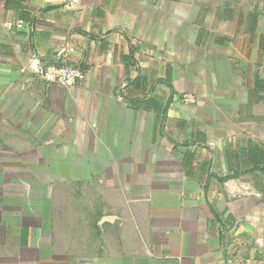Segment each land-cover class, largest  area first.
I'll return each mask as SVG.
<instances>
[{"label": "crops", "instance_id": "0c3cea01", "mask_svg": "<svg viewBox=\"0 0 264 264\" xmlns=\"http://www.w3.org/2000/svg\"><path fill=\"white\" fill-rule=\"evenodd\" d=\"M0 264H264V0H0Z\"/></svg>", "mask_w": 264, "mask_h": 264}, {"label": "built area", "instance_id": "2783aa9c", "mask_svg": "<svg viewBox=\"0 0 264 264\" xmlns=\"http://www.w3.org/2000/svg\"><path fill=\"white\" fill-rule=\"evenodd\" d=\"M33 72L44 84L72 86L82 80L85 74V67L56 62L43 63L36 61ZM182 101L190 105L196 102V97L193 94L185 93L182 95ZM233 260L234 258L230 259V261Z\"/></svg>", "mask_w": 264, "mask_h": 264}]
</instances>
